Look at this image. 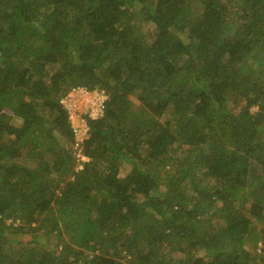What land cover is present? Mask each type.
I'll return each instance as SVG.
<instances>
[{
  "label": "trees",
  "instance_id": "trees-1",
  "mask_svg": "<svg viewBox=\"0 0 264 264\" xmlns=\"http://www.w3.org/2000/svg\"><path fill=\"white\" fill-rule=\"evenodd\" d=\"M0 264H264V0H0Z\"/></svg>",
  "mask_w": 264,
  "mask_h": 264
},
{
  "label": "built area",
  "instance_id": "built-area-1",
  "mask_svg": "<svg viewBox=\"0 0 264 264\" xmlns=\"http://www.w3.org/2000/svg\"><path fill=\"white\" fill-rule=\"evenodd\" d=\"M108 95L104 91H87L82 88L74 89L60 101L67 112L74 135L73 149L77 162L76 171L82 169V163L88 159L82 153V143L88 132L86 117L95 120L101 117L105 109Z\"/></svg>",
  "mask_w": 264,
  "mask_h": 264
},
{
  "label": "rangeland",
  "instance_id": "rangeland-1",
  "mask_svg": "<svg viewBox=\"0 0 264 264\" xmlns=\"http://www.w3.org/2000/svg\"><path fill=\"white\" fill-rule=\"evenodd\" d=\"M146 29L152 31L153 30V27L151 25H148L146 27ZM145 30V29H144ZM181 36V34H179ZM137 100V99H136ZM255 110L254 108L252 109V111ZM33 226V225H32ZM39 233L38 235H42L44 232H37ZM37 238L36 236H34L33 234L29 233V231H27V233H24V234H12V238H13V241L15 245H25V244H30L32 245L33 242H34V239ZM55 240H60L58 237H55V236H49V235H43L41 236L40 238L37 239V243L40 244V243H43L45 245H48L49 248H52V246H54L55 244ZM259 247V245H258Z\"/></svg>",
  "mask_w": 264,
  "mask_h": 264
}]
</instances>
